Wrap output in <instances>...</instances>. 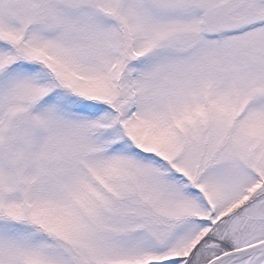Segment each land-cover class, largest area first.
I'll list each match as a JSON object with an SVG mask.
<instances>
[{
	"label": "snow or ice",
	"instance_id": "obj_1",
	"mask_svg": "<svg viewBox=\"0 0 264 264\" xmlns=\"http://www.w3.org/2000/svg\"><path fill=\"white\" fill-rule=\"evenodd\" d=\"M0 264H264V0H0Z\"/></svg>",
	"mask_w": 264,
	"mask_h": 264
}]
</instances>
